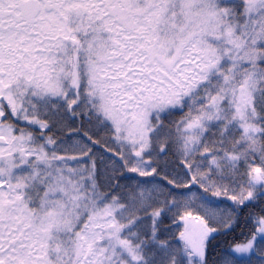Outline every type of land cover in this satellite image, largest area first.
<instances>
[{"label":"snow or ice","instance_id":"snow-or-ice-1","mask_svg":"<svg viewBox=\"0 0 264 264\" xmlns=\"http://www.w3.org/2000/svg\"><path fill=\"white\" fill-rule=\"evenodd\" d=\"M0 264H264V0H0Z\"/></svg>","mask_w":264,"mask_h":264}]
</instances>
